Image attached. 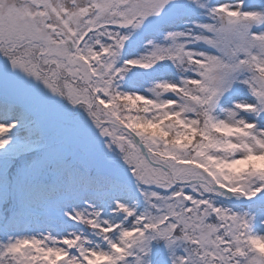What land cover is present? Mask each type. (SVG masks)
<instances>
[{
  "label": "trees",
  "instance_id": "trees-1",
  "mask_svg": "<svg viewBox=\"0 0 264 264\" xmlns=\"http://www.w3.org/2000/svg\"><path fill=\"white\" fill-rule=\"evenodd\" d=\"M219 11L257 17L249 34L264 39V1L253 0H188L145 28L104 25L80 38L77 52L106 118L96 134L71 143L64 131L47 130L33 147L23 146L17 131L36 128L33 119L3 134L0 264H22L7 249L4 229L28 208L91 202L87 195L106 207L93 209V229L116 245L98 264H264V253L250 245L264 232V201L244 200L264 196V103L254 85L256 73L264 77V51L251 48L246 55L256 70L241 72L232 92L208 103L203 74L217 55L199 38L211 36ZM252 97L248 107L244 100ZM132 133L158 157L163 174L142 167L149 160ZM93 139L98 155L91 156ZM166 167L175 175L199 169L208 183L174 184ZM203 222L215 248L198 252L191 233Z\"/></svg>",
  "mask_w": 264,
  "mask_h": 264
},
{
  "label": "rangeland",
  "instance_id": "rangeland-1",
  "mask_svg": "<svg viewBox=\"0 0 264 264\" xmlns=\"http://www.w3.org/2000/svg\"><path fill=\"white\" fill-rule=\"evenodd\" d=\"M187 1L0 0V39L7 41L9 47L31 40L42 43V46L27 44L19 51L0 46V141L15 126L32 119L37 120L36 128L17 131L18 140L26 147L36 145L47 130L64 131L69 143L96 134L98 123L106 116L93 97L87 63L77 52L78 36L102 21H120L145 28L170 18ZM216 18L211 36L199 38L217 55L203 74L205 83L201 91L209 95L208 103L214 101L219 92L224 95L232 92L236 76L254 69L246 55L251 48L264 51V39L249 34L250 29L259 24L257 17L219 11ZM254 85L264 103L262 74L256 73ZM244 101L251 107L253 97ZM192 103L197 105L196 101ZM97 142L93 139L89 144L91 156L97 152ZM146 153L149 163H142V167L148 173L163 174L164 166L158 157L149 156L147 150ZM201 175L199 169L185 167L175 177L206 180ZM256 196L253 192L251 197ZM86 198L91 202L59 203L54 211L40 210L44 207L36 205L34 213L8 226L7 249L16 253L22 264H98L116 245L92 226L93 209L106 211V207L99 205L97 198L91 195ZM119 198L130 200L129 195ZM87 215L90 219L85 221ZM101 227L110 229L104 222ZM191 236L197 241L190 240L196 245V251L215 248L210 225L203 222L193 228ZM250 245L264 253V232L259 231Z\"/></svg>",
  "mask_w": 264,
  "mask_h": 264
},
{
  "label": "water",
  "instance_id": "water-1",
  "mask_svg": "<svg viewBox=\"0 0 264 264\" xmlns=\"http://www.w3.org/2000/svg\"><path fill=\"white\" fill-rule=\"evenodd\" d=\"M109 123H111V122H109ZM114 125H116V126H118V127H121V128H124V127H123L122 125H120V124H114ZM132 135L134 136V138H135L137 144L139 145V147H140L141 151L143 152V154L145 155V157H148V156H147V153H146V150H145V147L143 146L141 140H140V139H139L134 133H132ZM167 171L170 173V175H171V177H172L174 183L177 184V185H184V184H190V183H194V182H199V181H201L200 179H190V180H186V181L177 180V179H175L174 174H173L169 169H167ZM204 182H205V181H204ZM215 188L221 189L219 186H216ZM222 191H223L224 193H228L229 195H231V193H230L227 189H222ZM253 201H254V200H250L249 202H253Z\"/></svg>",
  "mask_w": 264,
  "mask_h": 264
},
{
  "label": "flooded vegetation",
  "instance_id": "flooded-vegetation-1",
  "mask_svg": "<svg viewBox=\"0 0 264 264\" xmlns=\"http://www.w3.org/2000/svg\"><path fill=\"white\" fill-rule=\"evenodd\" d=\"M2 46H4V45L2 44Z\"/></svg>",
  "mask_w": 264,
  "mask_h": 264
}]
</instances>
